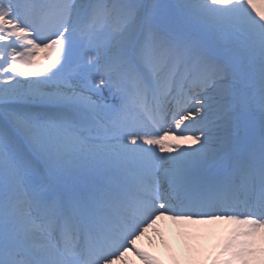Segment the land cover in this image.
<instances>
[{
  "label": "snow or ice",
  "instance_id": "snow-or-ice-1",
  "mask_svg": "<svg viewBox=\"0 0 264 264\" xmlns=\"http://www.w3.org/2000/svg\"><path fill=\"white\" fill-rule=\"evenodd\" d=\"M163 221L264 264V0H0V264H180Z\"/></svg>",
  "mask_w": 264,
  "mask_h": 264
},
{
  "label": "bare ground",
  "instance_id": "bare-ground-1",
  "mask_svg": "<svg viewBox=\"0 0 264 264\" xmlns=\"http://www.w3.org/2000/svg\"><path fill=\"white\" fill-rule=\"evenodd\" d=\"M160 227H161V229L164 228V229L170 230V232L175 231L174 233H177L176 232L177 231V227L175 225H172L171 222H168V221L160 222ZM204 227L205 226H189V227H187L185 229V231H194L197 228L203 229ZM218 230L219 229L215 228L212 235L208 236L206 239L201 241V244L203 245L204 248H206V245L208 243H210L216 237V234L218 233ZM203 234L204 233L202 232V235ZM178 236H179L178 234H176V236L175 235L174 236L171 235L169 240L171 238H174L176 240V242L179 241V244H177V245L174 244V241H171L170 243L173 245L172 247L176 251V256H177V259L179 260L180 264H186L187 260L189 259L190 254H189V252L186 249H184L183 244H182V240H179L177 238ZM179 238H180V236H179ZM154 239H156V238H154ZM160 250L162 251V253L166 252L162 246H160Z\"/></svg>",
  "mask_w": 264,
  "mask_h": 264
},
{
  "label": "rangeland",
  "instance_id": "rangeland-1",
  "mask_svg": "<svg viewBox=\"0 0 264 264\" xmlns=\"http://www.w3.org/2000/svg\"><path fill=\"white\" fill-rule=\"evenodd\" d=\"M227 226H219V227H217V229H219L218 230V233L216 234V237L210 242V243H208L207 245H206V248L205 249H207V250H211V248H212V246L214 245V244H216L217 242H218V240H219V238H220V236L223 234V230H224V228H226ZM161 230H163L164 232H165V235L168 237V238H170V236L172 235V236H176V234L177 233H174L175 231H172V232H170V230H167V229H161ZM177 232V231H176ZM150 235H151V230H150V233H149ZM201 235H202V232H201ZM155 238V237H154ZM179 240H181V237L179 238V236L177 237ZM171 241H174V244H179V241L178 242H176V240L174 239V238H171L170 239V242ZM173 243V242H172ZM142 245L145 247V248H147L148 247V245H147V241H143L142 242ZM173 246V245H172ZM175 250V249H174ZM176 252V251H175ZM155 254L156 255H159L160 256V258L161 259H163L164 260V264H173V260H172V258H171V256H169L168 255V253H162V251L160 250V246H158L157 248H156V250H155ZM206 254V253H205ZM132 259L133 260H135V257H132ZM135 264H140V262L138 261V260H136L135 261Z\"/></svg>",
  "mask_w": 264,
  "mask_h": 264
}]
</instances>
